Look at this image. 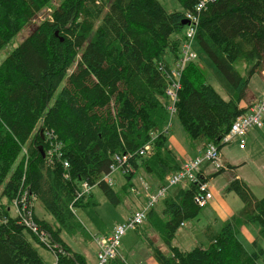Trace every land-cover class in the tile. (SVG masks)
Instances as JSON below:
<instances>
[{"label":"trees","instance_id":"16d2710c","mask_svg":"<svg viewBox=\"0 0 264 264\" xmlns=\"http://www.w3.org/2000/svg\"><path fill=\"white\" fill-rule=\"evenodd\" d=\"M52 1L0 0V51ZM179 1L183 10L169 12L158 0H63L0 64V191L7 199L0 203V264H46L28 235L41 243L38 237L10 213L22 188L34 193L57 221L53 226L36 216L63 249L57 264H87L61 235L82 226L75 206L98 203L90 193L71 209L81 183L98 186L118 205V192L101 179L116 154L137 152L149 141L151 151L133 159L135 170L125 175L128 182L144 167L163 186L169 174L181 169L166 145L171 129L166 71L180 58L187 25L182 21L199 0ZM198 17V61L183 72L175 116L194 144L222 149L233 121L250 109L241 104L251 77L264 70V0H212ZM204 59L232 87L230 99L209 83L199 62ZM46 132L60 144L59 156L47 153ZM64 161L70 163L69 172ZM198 190L199 184L192 182L166 196V220L156 208L149 212L148 219L170 248L169 254L154 248L157 262L259 264L264 249L250 252L238 234L243 225L258 223L264 237V197L256 198L237 175L226 191L237 193L243 210L220 231L207 226V247L173 246L182 223L201 212ZM253 243L258 246L257 240ZM109 264L127 263L119 256Z\"/></svg>","mask_w":264,"mask_h":264},{"label":"rangeland","instance_id":"374dc122","mask_svg":"<svg viewBox=\"0 0 264 264\" xmlns=\"http://www.w3.org/2000/svg\"><path fill=\"white\" fill-rule=\"evenodd\" d=\"M62 1L63 0H53L50 7H47L40 12L33 22L25 26V28L0 51V64L14 48L19 46L29 36L34 25L51 17L52 9L56 8ZM158 1L169 12L183 10L182 4L179 0ZM194 47L197 51L198 47L196 43L194 44ZM195 61H198V59ZM204 61L207 60L204 59ZM199 62L207 74L209 83L225 99H230L233 94V89L223 74L212 63L208 61L203 62L201 60ZM261 75L257 73L251 77L248 95L244 99V103H250L253 98H257L258 100L262 98L264 93V76L263 73ZM65 84L66 80L63 81L57 92H60ZM170 121L171 130L168 132V141L176 137L178 140L179 138L182 139L179 134L187 135L176 116ZM245 141L246 143L243 148L239 146V139L237 137L234 138L230 144L225 145L222 149V161L226 165L240 164L246 161L247 163L234 166L237 167V169L241 167L237 172L247 182L253 195L260 199L264 197V128L250 131L245 137ZM187 145L191 148L199 145L196 149L194 148V150L199 153L209 144H199L198 142L194 144L191 138L187 135ZM177 158L180 159L179 157ZM206 171L208 175L211 176L210 180L207 181L209 188L226 199L231 209L237 211L244 207L241 198L236 192L226 191L228 186L227 181L236 175L234 173L235 169L232 172L224 171L221 174H216V165H211ZM112 177L114 178L112 186L121 197V202L118 205H113L108 201L107 197L98 186L92 187V199L98 203L90 206H75L74 211L77 215L78 221L82 225L81 228L72 234L66 231H62L61 233L63 239L69 244L73 251L82 255L85 254L87 264L97 263L98 247L95 241L96 235L101 237L110 234L114 227L118 224H122L128 219L132 212L142 208V199L144 198V203L147 200L148 193L146 192V188L144 189L146 185L153 182L156 185V188H158V186L163 184V182L158 180L154 175L147 173L144 167H140L129 182L121 173H114ZM165 182L166 180L164 183ZM133 186L138 187L143 192V198L138 200L132 190ZM181 187H186V184L172 187L167 196L172 193L174 194L176 190ZM156 188H152L150 191L152 192L153 190H156ZM1 192L2 189L0 191V203H3L7 199L6 197H2ZM86 197L88 198L89 195ZM165 197H161L155 206L157 211L156 214H158V216L161 215L163 220H166L167 218V215L163 214ZM215 205L216 207L213 206L212 199L208 200L207 204L202 207L197 218L186 221V226H181L176 232V236L172 241L173 246L177 245L182 250H190L195 246L207 247L209 245V240L205 234L207 226L211 225L216 231H220L226 223L222 217L223 210L220 204L216 202ZM10 213L15 215L14 206L10 207ZM34 214L39 218L47 220L53 226L58 225L53 215L47 212L44 205L39 200L35 203ZM246 229L247 232L242 229L238 234L239 239L246 249L250 252L255 250L258 251L260 248L264 249V237L260 236L259 233L261 225L258 223H252L247 225ZM28 237L46 264H56V256L51 248L34 241L30 235H28ZM253 240H257V247L252 242ZM156 247L160 248L165 254H169L170 252L169 245L159 232V229L155 228L151 219H147L138 229L129 230L123 237L121 247L119 248L120 257L127 264H153V260L155 259L153 250ZM156 261H154V263H157ZM259 264H264V254L259 259Z\"/></svg>","mask_w":264,"mask_h":264},{"label":"built area","instance_id":"2783aa9c","mask_svg":"<svg viewBox=\"0 0 264 264\" xmlns=\"http://www.w3.org/2000/svg\"><path fill=\"white\" fill-rule=\"evenodd\" d=\"M212 0H199L193 10L186 13L185 18L188 20L186 25L184 42L181 48L180 58L172 65L170 70L166 71L168 78V88L166 96L168 98L167 109L170 113V118L176 114V102L178 99L177 93L181 88V79L183 72L188 63L198 59V52L194 47L195 36L197 33L199 17L198 14L205 7L206 3ZM264 76V70H263ZM171 126V121L170 125ZM264 128V93L261 99L257 100L246 114L238 116L232 123L230 131L223 137L222 143L230 144L234 138L239 139V146L244 147L246 141L245 137L251 130ZM48 138L46 141L49 143L48 154L60 155V144L53 138V133L46 132ZM152 149L151 141L144 144L137 152H128L125 154H116L114 162L110 166L109 172L105 173L101 180L107 184L112 185L114 173H121L122 175H129L135 169L133 167V159L139 156L147 155ZM181 169L178 172L171 173L166 178V183L160 186L156 191L151 192L146 188L147 200L143 207L135 210L122 224L114 227L113 231L108 235L98 236L95 238L98 247L97 263L96 264H109L111 260L120 256L119 248L122 244V239L129 230L138 229L148 219L149 212L155 208L161 197L167 196L169 190L181 184L188 185L192 182L199 184V190L195 197L196 202L201 206H205L208 200L212 199L213 195L208 184L203 180V167L204 165H216L217 171L221 169L228 170V167L223 164L221 149L211 143L204 150L194 157H186L181 162ZM63 166L69 172L70 163L63 162ZM66 177L69 174L65 175ZM168 181V183H167ZM92 187L87 182H82L80 187L76 190L77 196L73 201L74 205L79 199L88 196L91 193ZM133 192L137 197L143 196V192L138 187H132ZM38 201V197L29 190L21 189L19 195L13 200L15 207V214L21 224L25 225L29 230L38 237L41 244L51 248L56 256V264L58 260L57 253L63 252L61 245L51 238V234L40 223L34 214V206ZM73 203L70 205L73 209ZM184 225V223H182Z\"/></svg>","mask_w":264,"mask_h":264},{"label":"crops","instance_id":"0c3cea01","mask_svg":"<svg viewBox=\"0 0 264 264\" xmlns=\"http://www.w3.org/2000/svg\"><path fill=\"white\" fill-rule=\"evenodd\" d=\"M261 75V74H260ZM262 76V75H261ZM258 99L257 98H253V100L250 102V103H242L241 104V106H249V105H253L256 101H257ZM171 130V129H170ZM255 130V129H254ZM256 130H258V129H256ZM252 131V130H251ZM179 136L183 139V141H182V139H180L179 138V140L177 139V137L176 138H172V140H169L168 142H167V146L169 145V148L174 152V154L177 156V157H179L180 159V161L182 162V160L185 158V157H194V156H196L197 154H199V153H197L195 150H194V148H191V147H189V145H187V135L185 136V135H181V134H179ZM223 149V148H222ZM222 157H223V154H222ZM242 163H247L246 161H244V162H242ZM242 163H240V164H242ZM224 164V163H223ZM240 164H234V165H240ZM226 165V164H225ZM229 165H232V164H229ZM233 165V166H234ZM228 166V165H227ZM209 166L208 165H204V167H203V174H202V176H203V180L206 182V183H208L207 181L208 180H210V175H208V173H207V168H208ZM235 169V174L237 175V177L239 178V179H242V180H244L242 177H241V175L237 172L239 169H241V167L240 168H238L237 169V167H235V168H228V170H225V172L227 171V172H232L233 170ZM229 181L230 180H228L227 181V184H229ZM245 181V180H244ZM246 182V181H245ZM133 183V182H132ZM247 183V182H246ZM209 185V184H208ZM160 186H158V188H159ZM209 187V186H208ZM145 188H148V189H151L152 190V188L154 189V188H156V185L153 183V182H151V183H149L148 185H146L145 187H144V189ZM158 188H156V190L158 189ZM156 190H153V191H156ZM152 191V192H153ZM170 191V190H169ZM211 193H212V195H214L213 197H212V202H213V206L214 207H216V202H218L219 204H220V206H221V208H222V210H223V212H222V217H223V219L225 220V222H227L233 215H238L242 210H243V207L240 209V210H234V209H231L230 207H229V204L227 203V200L226 199H224L222 196H219L218 195V193H215V191H213V190H211ZM215 193V194H214ZM168 194H169V192H168ZM167 194V195H168ZM170 196V195H169ZM138 198V200L139 199H141V198H143V196H140V197H137ZM144 199V198H143ZM143 199H142V201H141V204L143 205L144 204V201H143ZM252 224V223H251ZM247 225H250V224H245V225H243L241 228H240V230H244L245 232H247V229H246V226ZM183 226H186V224H184ZM208 226H210V225H208ZM213 227V226H212ZM240 230H239V232H240ZM259 233H260V231H259ZM175 236H176V234H175ZM255 240H253L252 242H254ZM175 246H177V245H175ZM179 247V246H178ZM180 248V247H179ZM181 249V248H180ZM253 252V251H252ZM84 256H85V254H84ZM154 261H156L155 259L153 260V264H157V263H154ZM96 264V263H95ZM159 264V263H158Z\"/></svg>","mask_w":264,"mask_h":264},{"label":"water","instance_id":"95a60500","mask_svg":"<svg viewBox=\"0 0 264 264\" xmlns=\"http://www.w3.org/2000/svg\"><path fill=\"white\" fill-rule=\"evenodd\" d=\"M186 24H188V21L186 20V19H184L183 21H182V25L184 26V25H186ZM63 40V39H62ZM43 155H45L44 153H43Z\"/></svg>","mask_w":264,"mask_h":264},{"label":"bare ground","instance_id":"6f19581e","mask_svg":"<svg viewBox=\"0 0 264 264\" xmlns=\"http://www.w3.org/2000/svg\"><path fill=\"white\" fill-rule=\"evenodd\" d=\"M3 15V14H2ZM4 17V16H3ZM7 17V16H6ZM9 160V159H8ZM55 222V221H54ZM172 233V232H171Z\"/></svg>","mask_w":264,"mask_h":264}]
</instances>
